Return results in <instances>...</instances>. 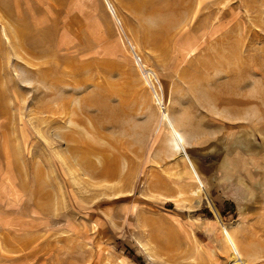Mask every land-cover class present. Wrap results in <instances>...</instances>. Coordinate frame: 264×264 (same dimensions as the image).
<instances>
[{
    "label": "rangeland",
    "instance_id": "1",
    "mask_svg": "<svg viewBox=\"0 0 264 264\" xmlns=\"http://www.w3.org/2000/svg\"><path fill=\"white\" fill-rule=\"evenodd\" d=\"M109 1L0 0V264H264V0Z\"/></svg>",
    "mask_w": 264,
    "mask_h": 264
},
{
    "label": "bare ground",
    "instance_id": "2",
    "mask_svg": "<svg viewBox=\"0 0 264 264\" xmlns=\"http://www.w3.org/2000/svg\"><path fill=\"white\" fill-rule=\"evenodd\" d=\"M110 7H112V11L116 18L118 16L116 15V10L114 5L109 1ZM182 2V1H181ZM163 27V26H162ZM155 87V86H154ZM156 90V89H155ZM164 120L168 123L169 125V132L171 135L170 141L172 142L173 147L176 150L182 151L185 149L186 143H187V134L184 130L180 129L178 125L175 123L173 119L170 118L169 113L165 112L164 113ZM70 135V134H69ZM189 159V158H187ZM206 201L210 205V207L216 212L217 215V222L224 224L223 221L219 220L220 215L218 212V209L214 207V202L211 201L210 196H206ZM223 235H225V242L227 243L229 249L231 250V253L234 254V256L237 258V263L239 264H247V259H246V251L243 247L242 240L240 239V236L236 233L235 230H231L230 228L227 229L225 225H223Z\"/></svg>",
    "mask_w": 264,
    "mask_h": 264
},
{
    "label": "trees",
    "instance_id": "3",
    "mask_svg": "<svg viewBox=\"0 0 264 264\" xmlns=\"http://www.w3.org/2000/svg\"><path fill=\"white\" fill-rule=\"evenodd\" d=\"M214 207L217 209L215 203H214ZM229 207H231V210H232V211H235V210H234V206H233L231 203H227V204L222 208V210H224V212L227 213V212L229 211ZM214 212H215V211H214ZM215 214H216V212H215ZM216 217H217V215H216Z\"/></svg>",
    "mask_w": 264,
    "mask_h": 264
}]
</instances>
